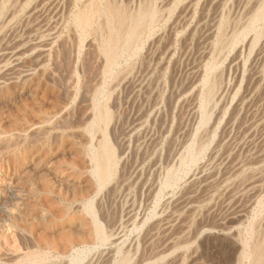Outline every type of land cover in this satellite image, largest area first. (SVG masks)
<instances>
[{
  "label": "bare ground",
  "instance_id": "bare-ground-1",
  "mask_svg": "<svg viewBox=\"0 0 264 264\" xmlns=\"http://www.w3.org/2000/svg\"><path fill=\"white\" fill-rule=\"evenodd\" d=\"M63 2L0 0V264H157L172 256L174 264H184L185 250L209 231L190 230L201 205L222 189L231 191L223 213L227 223L264 197V0L204 3L203 18L193 28L195 33L200 28V45L187 47V64L156 128L147 125L162 106L163 70L172 64L179 32L198 20L200 0H68L67 14ZM177 3L178 18L169 25ZM68 22L74 27L65 38L71 55L63 61L70 69L58 88L51 81L52 66L55 54L64 52ZM166 22L169 33L162 32ZM149 39L148 57L134 71L135 57ZM86 43L94 47L98 76L79 96V55ZM245 52L254 54L253 69L246 91L234 102L245 74ZM229 57L237 71L227 85L220 68ZM116 95L123 96L121 103L133 101L128 122L117 119ZM232 105L225 135L203 160ZM178 106L182 126L161 163L156 153L171 132ZM134 136L137 159L120 176ZM145 167L154 173L152 181L143 176ZM140 182L148 188L149 202L176 183L189 189L180 200L164 204V218L146 238L151 244L165 234L164 245L137 259L135 246L122 250L120 244L145 220L134 191ZM108 196L111 205L120 202L119 214L110 213ZM245 197L249 203L235 210V202ZM186 211L182 230L169 234ZM259 212L264 221V206ZM262 220L245 235L222 226L213 231L223 241L224 264H264ZM229 244L233 249L228 251Z\"/></svg>",
  "mask_w": 264,
  "mask_h": 264
},
{
  "label": "rangeland",
  "instance_id": "rangeland-1",
  "mask_svg": "<svg viewBox=\"0 0 264 264\" xmlns=\"http://www.w3.org/2000/svg\"><path fill=\"white\" fill-rule=\"evenodd\" d=\"M207 0H200L199 3V7L195 13V18H198V20L196 19V21L193 23V27H191L190 29H184L181 30L179 32V35L177 37V43H175L174 45V56L172 57V60L170 61V63L172 64H168L167 67L163 70V83L165 84L166 88H165V92L163 94L162 97V106L160 108V111H157V113H155L153 120H151L148 125L147 128L153 127H159L164 121V116H165V112H168L169 108H170V104H171V94L173 91V88L175 86V81L178 78V75L181 73L179 71H182L183 67L186 66L187 64V60L189 58V55H186V49L187 47H191L192 49H196L199 45H200V41L201 39L199 36V30L200 28L198 27L196 31V33L194 32L195 29L198 25L196 22L199 21V19H201V17L203 18L204 15V11H206L207 6L204 5V3L206 4ZM237 0H234V3ZM68 0H64L63 4H65V13L67 11L68 8ZM178 4V3H177ZM176 4V5H177ZM175 5V6H176ZM174 6V7H175ZM178 8L176 9V11H172V17H169V25L170 23L172 24L173 22H175L177 20V16L180 12V5H177ZM205 7V8H204ZM67 14V13H66ZM175 14V16H174ZM201 14V15H200ZM200 15V16H199ZM196 23V24H195ZM72 23L68 22V24L65 26L64 32H63V41L64 44L62 45L64 49V52H62V55H60V57L58 56V54H55V58L53 61V70H54V75L52 76V83L55 84L56 87L58 88H63L64 84H65V79L67 77V74L69 72L70 69V65H67V63H64L63 60L67 59V57L70 59V47L69 45L66 43V36H68L69 33L74 31V27ZM166 23H163V27H162V32H168V28H170L169 25H166ZM264 23H262L261 25L263 26ZM69 25V26H68ZM70 29V30H69ZM166 30V31H164ZM186 31V32H185ZM169 33V32H168ZM166 33V35L168 34ZM198 35V36H197ZM179 40V41H178ZM62 41V43H63ZM196 41V42H195ZM147 43L149 44L147 46ZM146 43V45L143 47L142 46V51H139V53L136 55V59H137V64L134 66V71H139V69L142 67L143 63V58H147L148 57V49L151 43V40L149 39L148 42ZM180 44V45H179ZM188 44V45H187ZM190 44V45H189ZM194 47H192V46ZM87 45V43L82 47V51H81V56L79 55V64L80 66H82V72L80 74V88L78 93L80 92L79 96H81L83 94V92H85L87 90L88 87H91L92 85H94L95 80L97 79L96 77L98 76V67L97 64L95 62V51H94V47H89ZM140 49V50H141ZM184 49V50H183ZM237 50V49H236ZM234 50V51H236ZM256 52V51H255ZM254 52V53H255ZM232 53V52H231ZM247 52L243 53L242 57L245 59L243 64H244V78H243V82L241 83L242 85L239 87L238 91L236 92V94L234 95V102L237 101L238 99H240V97L244 94V92L247 89V83L249 81L250 75H251V71H252V65H253V56L252 55H246ZM182 55V56H181ZM245 55V56H244ZM62 56V57H61ZM188 56V57H187ZM94 57V58H93ZM252 57V58H249ZM247 58V59H246ZM85 59V60H84ZM186 59V60H185ZM57 60V61H56ZM179 60V61H178ZM229 60V61H228ZM226 61V63L224 62V64L221 66L220 68V72H223V82L224 84L226 83L228 85L231 84L234 80L235 77L233 76L235 74L236 76V71H237V65L235 64H231L229 66L230 62V57ZM252 62V63H251ZM182 63V64H181ZM140 66H139V65ZM176 64V65H175ZM178 64V65H177ZM246 64V65H245ZM232 66V68H231ZM138 67V68H137ZM178 67V68H177ZM182 67V68H181ZM62 68V70H61ZM247 68V69H246ZM236 69V70H235ZM248 69H250L248 71ZM225 70V71H224ZM90 71V72H89ZM169 71V73H168ZM235 71V72H234ZM229 72V73H228ZM234 72V73H233ZM247 72V73H246ZM136 73V72H135ZM134 73V74H135ZM176 73V74H175ZM231 73V76H230ZM91 74V75H90ZM250 74V75H249ZM64 76V77H63ZM165 76V77H164ZM230 76V78H229ZM95 77V78H94ZM65 78V79H64ZM174 78V79H173ZM60 79V80H59ZM233 79V80H232ZM86 80V81H85ZM232 80V81H231ZM229 81V82H228ZM56 82V83H55ZM89 84V85H88ZM108 84V83H107ZM59 85V86H58ZM109 85V84H108ZM246 88V89H245ZM127 91H124L123 93L128 95V91L129 88H126ZM239 92V93H238ZM123 94V96H124ZM123 96L122 99L119 98V96H115L112 100V106L113 108H115V112L117 114V119L121 118L123 120V122H128V118L129 116H131L132 114V108H133V101H123L122 103L120 102V100H123ZM166 97V98H165ZM81 98V97H80ZM164 98V99H163ZM169 98V99H168ZM236 98V99H235ZM80 100V99H79ZM78 101H76V104L78 105ZM166 100V101H165ZM132 101V102H131ZM169 102V103H168ZM165 104V105H164ZM235 105H232L224 114L223 116V120L221 121L222 123L219 125L220 127H218V129L216 130V134L214 135L213 139H212V144H210L208 151L206 152L205 156L203 157V160L208 158L209 154H210V150L215 146V144L225 135L226 132V126L227 125V121H229L230 116L233 112ZM118 107V108H117ZM120 109V110H119ZM182 111L183 108L181 106H178L175 110H173V126L171 129V132L168 134V137L166 138V140L164 141V143L159 147L157 153H156V158L161 159L160 161H162L161 163H164L167 159V155L169 156V153L171 150L170 147H172V143L175 139V135H177L178 130L181 128L182 126V122H181V116H182ZM79 112V111H78ZM77 112V113H78ZM164 113V114H163ZM178 113V114H177ZM157 114V115H156ZM76 116V113L74 112V114L72 113L71 116ZM126 116V117H125ZM157 116V117H155ZM70 118V117H69ZM160 119V120H159ZM245 119L244 117H242V120ZM154 121V122H153ZM180 124H179V123ZM243 122V121H242ZM225 124V125H224ZM156 126V127H155ZM178 126V127H177ZM222 126V127H221ZM220 129V130H219ZM219 130V131H218ZM221 131V132H220ZM223 133V134H222ZM171 135V136H170ZM137 136V135H136ZM134 136L132 138V145H131V150L130 153L128 154V158H126V160H124L122 162V165L120 166V176L124 175L127 170L129 169L128 167H130L131 165H133L137 159V151L135 149L136 147V141L138 140V137ZM216 137V139H215ZM134 145V146H133ZM133 146V147H132ZM170 146V147H169ZM164 148V149H162ZM164 153H163V152ZM134 158V159H133ZM158 159V160H159ZM163 159V160H162ZM165 159V160H164ZM128 160V161H127ZM126 164V165H125ZM195 166H192L191 168L193 169ZM124 168V169H123ZM147 169V170H146ZM151 174V175H150ZM148 175V176H147ZM150 175V176H149ZM154 173H152V171H148V167L144 168V172H143V176H145V178H147L148 180L152 181V177H153ZM185 178H183L182 180H184ZM241 179V178H240ZM181 180V182H182ZM181 182L177 185L174 184L169 188L163 189L159 195L157 200L155 199V201L153 202H149L148 198L150 197V193L148 191V188H142L141 186V182L138 183L137 187L134 188V191L136 193V201L138 202V204L140 205V207L142 208V210L144 211L145 214V220L141 223L138 224L136 227L132 228L130 231L127 232L125 239L123 240V242L120 244V247L122 248V250H126L128 249L130 246H135L134 248H136V250L138 251L136 258L140 259L141 257L145 256V255H149V253H151L152 251H154L157 248H160L162 245H164V236H159L153 243L152 246L151 244H147L146 238L149 234L150 231H152L154 228L156 229V227L158 226V222L160 220H162L164 218V215L161 216L162 214V208L164 206V204L170 200L172 198L173 203L180 200L181 198H183L184 194H186V191H188V187L185 188L184 183L181 184ZM181 185V187H180ZM175 186V187H174ZM141 188V189H140ZM143 189V190H142ZM145 189V191H144ZM179 189V190H178ZM142 190V191H141ZM175 190V191H174ZM172 191V192H171ZM174 191V192H173ZM181 191V192H180ZM146 192V193H145ZM164 192V193H163ZM174 193V194H173ZM225 193V194H224ZM231 191H226V189H222L220 190L217 194L214 195V197H212L211 199H209L206 203H204L203 205H201V209H198L197 212L195 213L194 217H193V222H192V226H191V233L195 232L196 230H198L200 227H206L209 231L207 232L208 234H205L202 238H200L199 240H196L193 242V245H191L188 249L185 250V259L187 260V262H185L186 260H184V264H224L223 261V257H222V248H220V245L223 244V241L220 239L219 236H217V234L215 232H213L214 230H216V228L221 227L225 230H236L237 233H241L242 235H245L247 232V230L249 229L248 227H250L253 223H257L259 220H262V216H261V208L264 206V197L262 198V200L260 201L259 204L256 205V207L251 208V210L249 209L248 212H246V215L244 214L243 217L241 216L240 218H237L235 220H228L226 223V220L224 221V217L225 215L223 213H227L228 211V200L230 201V196ZM161 194V195H160ZM163 194V195H162ZM183 194V195H182ZM224 194V195H223ZM228 196H227V195ZM223 195V196H222ZM168 196V197H167ZM180 197V198H179ZM221 197V198H220ZM147 198V199H146ZM107 200L105 201V204L110 208V213L113 214L115 213L117 210V214L120 213V202L114 205H111L112 203V199L110 198V196H108L106 198ZM246 199V200H245ZM141 203H139V201ZM146 200V201H145ZM218 200V201H217ZM162 201V202H161ZM227 201V202H226ZM245 201V202H244ZM250 201V199L248 197H245L243 199V201L241 202H235L236 203V209H239V207L242 205L243 208H245V204H248ZM156 202V203H155ZM210 202V203H209ZM247 202V203H246ZM218 203V204H217ZM263 205H262V204ZM144 204V205H143ZM110 205V206H109ZM147 205V206H146ZM206 207H205V206ZM223 205V206H222ZM240 205V206H239ZM175 204H172V206L169 207L168 211H172V209L174 208ZM149 207V209H148ZM205 207V208H204ZM220 207V208H219ZM238 207V208H237ZM242 207H240V209H243ZM259 207V208H258ZM116 208V209H115ZM113 209V210H112ZM146 209V211H145ZM159 209V210H158ZM149 212H148V211ZM154 210V211H153ZM161 210V211H160ZM204 210V211H203ZM257 210V211H256ZM185 213V212H184ZM182 216V220L180 223H177V225H175L173 227V229H170L171 231L169 232V234H173L174 232L180 231L182 230L183 227V223L185 220H187L188 218V212L186 211V213ZM158 214V215H157ZM213 214V215H212ZM248 214V215H247ZM257 214V215H256ZM160 215V216H159ZM252 215V216H251ZM249 216V217H248ZM260 216V217H259ZM149 217V218H148ZM163 217V218H162ZM257 217L259 219H257ZM195 218V219H194ZM210 218V219H209ZM245 218V219H244ZM254 218V219H253ZM147 219V220H146ZM153 219V220H152ZM224 222H222V221ZM231 221V222H229ZM244 221V222H243ZM150 222V223H149ZM249 222V223H248ZM261 222H263L262 227L264 229V221L262 220ZM260 222V223H261ZM182 223V224H181ZM217 223V224H216ZM237 224V225H236ZM151 225V226H150ZM153 225V226H152ZM235 225V226H234ZM140 226V227H139ZM145 226V227H144ZM226 226V227H225ZM238 226V227H237ZM240 226V227H239ZM241 231V232H238ZM146 232V233H145ZM245 232V233H244ZM168 234V232H167ZM134 238V239H133ZM159 239V240H158ZM161 239V240H160ZM140 240V241H139ZM215 240V241H214ZM219 240V241H218ZM161 243V244H160ZM163 243V244H162ZM143 244V245H142ZM158 244V245H157ZM196 244V245H195ZM206 244V245H205ZM151 247H150V246ZM231 245V246H230ZM154 247V248H153ZM232 247V248H231ZM125 248V249H124ZM152 248V249H151ZM227 250H232L233 246L232 244H229L227 247ZM103 249V248H102ZM105 249V248H104ZM216 250V251H215ZM187 251V252H186ZM189 251V252H188ZM191 251V252H190ZM145 253V254H144ZM141 254V256H139ZM143 254V255H142ZM194 255V257H193ZM216 255V256H215ZM219 256V257H218ZM175 256L172 257H167L165 260L164 259L160 262H163L161 264H174L176 261L174 258ZM208 257V258H207ZM173 258V259H172ZM214 260H212V259ZM219 260V261H217ZM160 262H158L157 264H160ZM170 262V263H169ZM214 262V263H213Z\"/></svg>",
  "mask_w": 264,
  "mask_h": 264
}]
</instances>
